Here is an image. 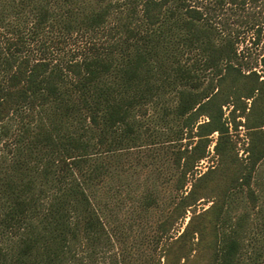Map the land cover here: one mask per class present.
I'll list each match as a JSON object with an SVG mask.
<instances>
[{
  "label": "trees",
  "instance_id": "trees-1",
  "mask_svg": "<svg viewBox=\"0 0 264 264\" xmlns=\"http://www.w3.org/2000/svg\"><path fill=\"white\" fill-rule=\"evenodd\" d=\"M259 1L0 0V264H264V75L238 49ZM133 151L171 161L140 183Z\"/></svg>",
  "mask_w": 264,
  "mask_h": 264
},
{
  "label": "rangeland",
  "instance_id": "rangeland-1",
  "mask_svg": "<svg viewBox=\"0 0 264 264\" xmlns=\"http://www.w3.org/2000/svg\"><path fill=\"white\" fill-rule=\"evenodd\" d=\"M7 1V0H6ZM8 1H12V0H8ZM15 3H17L18 0H13ZM198 2H207V1H210V0H197ZM22 7V6H21ZM248 10L252 13H255L257 14V18L259 20H263L264 21V0H260L258 3L256 4H251L250 6H248ZM20 11H23V14L24 13H29V10H28V7H24V9L20 10ZM12 17V15H11ZM264 24V22H263ZM264 26V25H263ZM234 27H237L239 28L238 24H234ZM241 31V43L238 45V49L241 50L242 54L244 55L243 58L241 59L243 62H245L248 67H254V69H256L260 75H264V66H262L260 64V57L261 55L264 53V29H263V33H262V36H261V40L258 44H252L253 40H254V30L250 27H246V25H244L242 28L240 27L239 29ZM5 35L9 36V38H12L13 35H10V33H8L4 28L0 27V44H3L4 43V37ZM106 40L105 37H103V41ZM82 46H84V40H81V38H78V40L75 42L73 41L71 44H69L68 49L72 50V49H75V50H79L80 48H82ZM55 52L54 56H51V57H55L56 59L59 58V56L61 57L63 55V50H60V54H58L56 52V49H54ZM38 53V52H37ZM50 56V55H49ZM263 78V76L261 77ZM172 93H169V95L167 96L169 99V104L173 105L172 101L174 99V96L172 95ZM248 102H250V100H248ZM224 112H225V116H228V113H229V110H230V107L229 106H224ZM162 130V129H161ZM245 128L244 127H240L239 129V136L235 135V139L237 140V151H238V154L239 156H245L246 152L245 151V145H246V139H245ZM235 133V132H233ZM216 137H217V133H214L211 135V142L208 146V150H209V154L206 158H204L203 160H201L199 163H198V166H196V169H195V177L198 176L200 173L204 172L207 170L208 166H211V165H215L216 164V160H217V157L216 155L214 154V143H215V140H216ZM196 140V138H195ZM193 140V141H195ZM189 141H187V139H183L182 140V144H185V143H188ZM192 142V141H191ZM149 153H140V157H143L145 160H148L150 159L151 157L148 155ZM160 155V154H159ZM159 155L156 156L155 158V161H152L151 163H149V165L147 167H140V164L137 165L135 159L137 158V155L134 153L133 151V154L130 155V157L128 159L125 160V167L126 168H129V171L127 172V174L124 172V175H122L123 178L125 177H130V170H133L132 169V166L135 167V166H138V172L137 174H135V177L138 178V182L140 183H145V176H147L150 172L151 169H154V167L156 166L155 164L159 163V162H162V166H166V163H168V165L170 164V161L171 159L168 158V162H167V159L164 161V159H160L159 158ZM161 156V155H160ZM156 162V163H154ZM132 163V165H130ZM167 167V166H166ZM195 177L191 178V176L188 177V180H191V181H194L195 180ZM125 180V179H124ZM107 181V186L110 190V188H113V179L111 180H106ZM128 183V181L125 180V184L123 183L122 185V193H121V197L122 198H125L126 201L128 202L130 199H129V195L133 196L134 194H136L137 191H141L142 190V187H143V184H141L140 188L136 191V192H130V189L129 187L126 185ZM191 183L192 182H189L187 185H186V189H189L190 186H191ZM115 186V185H114ZM107 188L104 187V188H101L99 189V192H100V195H102L100 197V200L103 201L105 200V197H103V194L105 193V190ZM112 192V198H111V202L112 201H116V199H114V194L116 193L114 190L111 191ZM168 194H164V197L161 201V205L160 206H165V204L167 202H169L170 200V191L167 192ZM173 194V192H172ZM210 204V203H208ZM128 205V204H127ZM208 205L207 204H198V209L200 208H203V207H207ZM153 212L150 214V217L147 218L146 220L142 221L144 222V227H145V232H151L152 230L149 229V224L151 223L152 227H154V221L156 220V218H158V209H153L152 210ZM188 215H190L191 213L188 212L187 213ZM188 220V217H186L185 219V222L183 224V226L185 225V223L187 222ZM182 226V227H183ZM135 232V234H139L141 232H137L136 230H133ZM140 236V235H139ZM138 236V237H139ZM112 254L113 251L112 250H109L108 252H106L103 256L100 255L101 257L99 258L101 264H112L111 260L113 259L112 257ZM163 263V259H161V264Z\"/></svg>",
  "mask_w": 264,
  "mask_h": 264
}]
</instances>
